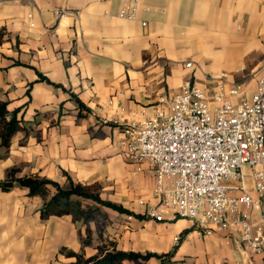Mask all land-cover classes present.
Here are the masks:
<instances>
[{"label": "crops", "instance_id": "crops-1", "mask_svg": "<svg viewBox=\"0 0 264 264\" xmlns=\"http://www.w3.org/2000/svg\"><path fill=\"white\" fill-rule=\"evenodd\" d=\"M124 0H0V100L22 129L0 147V183L17 177L61 185L98 183L101 197L141 214L155 175L122 145L126 124L152 117L186 82L232 104L250 102L264 74V0H141L134 20ZM58 12L62 15H58ZM146 23V26L142 24ZM192 63L191 67H187ZM241 86L239 95L230 91ZM81 102L88 112L79 109ZM42 198L0 188V264H69L67 248L97 253L100 240L69 216L43 220ZM104 237L118 250L164 255L181 264H260L225 235L202 236L186 219L156 222L107 210ZM185 231L188 233L176 242ZM125 264H159L128 260Z\"/></svg>", "mask_w": 264, "mask_h": 264}, {"label": "built area", "instance_id": "built-area-1", "mask_svg": "<svg viewBox=\"0 0 264 264\" xmlns=\"http://www.w3.org/2000/svg\"><path fill=\"white\" fill-rule=\"evenodd\" d=\"M140 4L124 0L119 17L136 19ZM213 100L215 108L204 90L186 82L180 93L162 99L154 116L125 125L128 158L149 164L155 175L154 203L139 200V215L156 222L189 220L202 236L225 235L264 264V74L250 102L232 104L222 93ZM245 165L253 172L252 190Z\"/></svg>", "mask_w": 264, "mask_h": 264}, {"label": "trees", "instance_id": "trees-1", "mask_svg": "<svg viewBox=\"0 0 264 264\" xmlns=\"http://www.w3.org/2000/svg\"><path fill=\"white\" fill-rule=\"evenodd\" d=\"M6 34L5 29H0V45L3 43ZM78 103L79 109L88 112V109L81 102L78 101ZM17 114V110L10 113L7 102L0 100V147H9L13 136L22 129V121L17 118ZM16 175L17 171L11 170L7 178L0 183V188L5 192H9L15 187L26 188L29 190L30 196L42 198L43 205L40 213L43 220L51 217L69 216L73 222H80L85 225L86 238L83 243L84 246L91 243L90 224H95L100 240L97 253L86 257L84 251L74 252L67 248L60 249V254L74 259V262L69 264H125L128 260L145 262L151 258H156L159 264H181L173 260L175 250L164 255L124 252L118 250L115 241L105 238L104 226L108 220L107 210H113L137 219H145V217L130 212L120 204L102 199L101 186L98 183L76 184L65 172L66 179L62 185L47 178L17 177ZM187 233L188 231L183 232L180 240Z\"/></svg>", "mask_w": 264, "mask_h": 264}, {"label": "rangeland", "instance_id": "rangeland-1", "mask_svg": "<svg viewBox=\"0 0 264 264\" xmlns=\"http://www.w3.org/2000/svg\"><path fill=\"white\" fill-rule=\"evenodd\" d=\"M243 173H244V175L247 177V180H246V183H247V186H248V188L250 189V190H252V178H251V176H252V170H251V168L249 167V166H247V165H245L244 167H243ZM222 183H224V184H233V183H235L234 181L233 182H226V181H223ZM253 196L254 197H257V194L254 192L253 193ZM254 217H255V219L257 220V222L259 223L260 221V211H255L254 212Z\"/></svg>", "mask_w": 264, "mask_h": 264}]
</instances>
